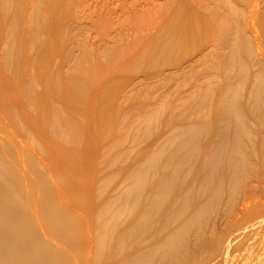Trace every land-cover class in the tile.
Masks as SVG:
<instances>
[{
	"label": "bare ground",
	"instance_id": "1",
	"mask_svg": "<svg viewBox=\"0 0 264 264\" xmlns=\"http://www.w3.org/2000/svg\"><path fill=\"white\" fill-rule=\"evenodd\" d=\"M218 1L200 0L195 23H181L183 45L200 41L201 77L181 100L183 124L127 166L118 192L102 197L96 182L76 179L75 155L57 143H68L67 129L77 134L72 115L46 109V127L33 123L42 136L24 112L9 116L27 136H0V264H264V46L233 27L234 5L218 13ZM42 21L37 12L34 22ZM45 156L52 164L44 171Z\"/></svg>",
	"mask_w": 264,
	"mask_h": 264
},
{
	"label": "rangeland",
	"instance_id": "2",
	"mask_svg": "<svg viewBox=\"0 0 264 264\" xmlns=\"http://www.w3.org/2000/svg\"><path fill=\"white\" fill-rule=\"evenodd\" d=\"M237 1L240 4L221 1L218 13L228 2L234 5L235 16L229 17L233 27L240 26L250 42L262 38L264 46V0ZM196 3L200 0H0V115L6 120L0 136H27L10 124L9 116H16V111L24 112L31 128L37 127L34 121L46 127L45 110L56 106L79 125L75 135L68 129L64 132L76 137L57 142L75 155L71 170L77 172L76 179L96 182L102 197L118 192L127 166L155 150L183 124L181 100L197 92L193 85L201 77L195 80L199 63L193 52L200 41L195 36L184 47L178 37L181 23H195ZM177 7L182 16L172 15ZM37 12L43 16L41 24L34 22ZM154 41L164 46L169 42L168 47ZM160 48L165 49L158 53ZM37 128L34 136L41 135ZM119 138H125V144L113 146ZM45 157L44 166L39 162L44 171L52 164V158ZM66 174L60 169L57 178ZM34 179L39 187L41 181ZM86 199L79 197L88 206L81 215L92 212Z\"/></svg>",
	"mask_w": 264,
	"mask_h": 264
}]
</instances>
